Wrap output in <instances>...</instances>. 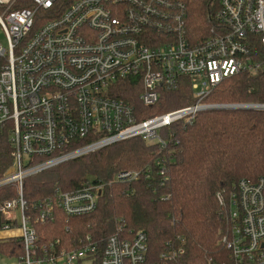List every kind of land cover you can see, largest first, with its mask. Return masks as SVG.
Returning a JSON list of instances; mask_svg holds the SVG:
<instances>
[{"label": "built area", "instance_id": "1", "mask_svg": "<svg viewBox=\"0 0 264 264\" xmlns=\"http://www.w3.org/2000/svg\"><path fill=\"white\" fill-rule=\"evenodd\" d=\"M65 1L55 14L60 0H0V145L4 138L10 143L12 158L0 187L15 193L0 203L6 221L0 238L20 240L14 264H164L150 259L143 231H118L101 249L89 234L72 245L40 240L34 223L91 214L102 184L87 178L77 189H55L28 203L23 181L128 138L165 148L162 128L219 105L204 99L224 78L264 67V0H220L213 34L198 43L186 39L180 0ZM181 77H188L194 102L163 113L143 117L133 100L117 95L132 78L148 108L158 102L159 87L175 90ZM243 105L264 110V103ZM139 176L124 169L112 178ZM263 186V178H242L226 202L230 227L221 243L230 264H264Z\"/></svg>", "mask_w": 264, "mask_h": 264}, {"label": "trees", "instance_id": "2", "mask_svg": "<svg viewBox=\"0 0 264 264\" xmlns=\"http://www.w3.org/2000/svg\"><path fill=\"white\" fill-rule=\"evenodd\" d=\"M180 1L189 43L211 36L220 0ZM59 3L55 14L67 1ZM131 79L119 86L117 95L133 100L136 108L143 110V117L194 102L188 77H181L177 89L159 87L158 102L144 108L137 99L140 87L132 85ZM204 101L219 105L263 104L264 67L254 74L240 72L224 78ZM160 132L166 139L165 148L139 137L128 138L26 177L22 191L28 203L52 195L55 189H77L87 178L102 184L91 214L63 216L55 223H34L39 239L59 238L72 245L89 234L101 249L105 239L118 231L125 235L143 231L149 257L156 263L230 264L229 251L221 243L230 227L226 202L240 179H264V110H202L190 122L178 121ZM9 144L5 138L1 141L0 175L12 160ZM124 169L138 170L140 176L130 182L112 178ZM14 194V187H0V203ZM218 194L223 202L217 199ZM5 222L0 213V228ZM167 252L175 256L160 260V255ZM21 253L20 240L0 238V258H14ZM96 262L90 259L76 264Z\"/></svg>", "mask_w": 264, "mask_h": 264}, {"label": "water", "instance_id": "3", "mask_svg": "<svg viewBox=\"0 0 264 264\" xmlns=\"http://www.w3.org/2000/svg\"><path fill=\"white\" fill-rule=\"evenodd\" d=\"M207 109H251L243 104H222L216 106L207 107Z\"/></svg>", "mask_w": 264, "mask_h": 264}, {"label": "rangeland", "instance_id": "4", "mask_svg": "<svg viewBox=\"0 0 264 264\" xmlns=\"http://www.w3.org/2000/svg\"><path fill=\"white\" fill-rule=\"evenodd\" d=\"M2 34L0 32V40H2ZM15 260L13 258H8V257H1L0 258V264H14Z\"/></svg>", "mask_w": 264, "mask_h": 264}]
</instances>
